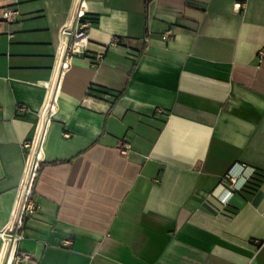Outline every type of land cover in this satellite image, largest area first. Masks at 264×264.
Returning <instances> with one entry per match:
<instances>
[{
	"label": "crops",
	"instance_id": "crops-1",
	"mask_svg": "<svg viewBox=\"0 0 264 264\" xmlns=\"http://www.w3.org/2000/svg\"><path fill=\"white\" fill-rule=\"evenodd\" d=\"M8 7L0 255L37 152L22 264H264V0ZM80 10L86 53L59 69Z\"/></svg>",
	"mask_w": 264,
	"mask_h": 264
},
{
	"label": "built area",
	"instance_id": "built-area-1",
	"mask_svg": "<svg viewBox=\"0 0 264 264\" xmlns=\"http://www.w3.org/2000/svg\"><path fill=\"white\" fill-rule=\"evenodd\" d=\"M84 13L83 10H80L75 18V25L69 30H64L61 33L62 44H64L63 48L61 46L60 58H59V69H65L68 66V59L71 57H82L85 55L87 50V24L83 22ZM0 18L2 21L13 24L16 23L19 19V13L15 8H3L0 10ZM101 59V55H97L95 57V64L97 60ZM33 147H31L32 151ZM117 149L120 154L127 156L130 151L129 144L120 140L117 142ZM38 160V159H37ZM37 160L34 164L33 171L31 177L26 186L25 194L23 197L22 204L19 207L18 213L16 215L13 231L10 236L7 237V241L5 233L8 229L2 232V252L0 255L4 257L2 264H22L25 261L29 260V257L26 255H21L17 252L15 244L22 238L18 231L22 227L23 220L26 215L32 213L35 208V203L32 200V187L35 177V169L37 165ZM10 224V223H9Z\"/></svg>",
	"mask_w": 264,
	"mask_h": 264
},
{
	"label": "bare ground",
	"instance_id": "bare-ground-1",
	"mask_svg": "<svg viewBox=\"0 0 264 264\" xmlns=\"http://www.w3.org/2000/svg\"><path fill=\"white\" fill-rule=\"evenodd\" d=\"M64 44H62V48H63ZM49 107V105H48ZM43 123H44V116L42 117V120H41V124H40V130L41 128H43ZM38 142H39V137L37 136L36 138V147L38 148ZM39 158V154L36 152L34 153L31 157H30V161H29V165H28V169H27V173L25 175V178L22 182V185L20 187V202H19V206H18V210H19V207L20 205L22 204V201H23V197H24V194H25V190H26V186L28 184V181L31 177V174H32V171H33V167H34V164L36 162V160ZM18 210H17V213H18ZM16 213V215H17ZM15 219H16V216L14 218V221L12 223V225L10 226L9 230L7 233H5V238H6V241H7V237L10 236L11 232L13 231V227H14V223H15Z\"/></svg>",
	"mask_w": 264,
	"mask_h": 264
},
{
	"label": "trees",
	"instance_id": "trees-1",
	"mask_svg": "<svg viewBox=\"0 0 264 264\" xmlns=\"http://www.w3.org/2000/svg\"><path fill=\"white\" fill-rule=\"evenodd\" d=\"M83 20H85V17H83ZM91 21H94V20H91ZM119 96L117 95L116 97H115V99H117Z\"/></svg>",
	"mask_w": 264,
	"mask_h": 264
}]
</instances>
